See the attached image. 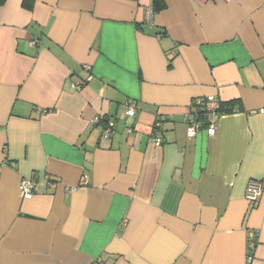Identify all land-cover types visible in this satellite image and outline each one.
I'll use <instances>...</instances> for the list:
<instances>
[{"label": "crops", "instance_id": "obj_1", "mask_svg": "<svg viewBox=\"0 0 264 264\" xmlns=\"http://www.w3.org/2000/svg\"><path fill=\"white\" fill-rule=\"evenodd\" d=\"M30 1L0 8V264H264V0Z\"/></svg>", "mask_w": 264, "mask_h": 264}, {"label": "built area", "instance_id": "obj_2", "mask_svg": "<svg viewBox=\"0 0 264 264\" xmlns=\"http://www.w3.org/2000/svg\"><path fill=\"white\" fill-rule=\"evenodd\" d=\"M152 16H153V11L151 7H149L146 10L145 13V22L147 24L152 23ZM78 89V88H76ZM202 106V107H201ZM201 107V108H200ZM204 109L205 114L210 113V114H215V111L218 109V103L215 100L212 99H199L195 100L191 103L190 111L191 113L187 115V134L189 137H193L195 132L200 128V124L196 120V112L198 109ZM124 115L126 117H134L135 116V106L133 104L129 105L125 112ZM167 119H169L167 117ZM103 120V117H95L92 121V125H96L100 123ZM162 129V123L161 121H156L153 125V133L149 137V141L152 145L155 147H160L163 144V139L160 134H157L155 132H160ZM113 130V124L107 123L104 126V131H103V136L105 138H108L109 135L111 134V131ZM206 133L209 136H213L215 134V126L214 124L210 123L206 127ZM45 183L47 186L50 188H55L56 187V182L53 181L50 178H45ZM263 185H264V179L259 181V180H250L247 183L246 189H245V198L249 202V204L253 205L256 204L257 200L261 196L262 190H263ZM19 191L25 198H29L33 196L38 189V183L36 180L33 179H22L19 183ZM254 247L253 243L249 244V249H252ZM251 257L248 256V260H250Z\"/></svg>", "mask_w": 264, "mask_h": 264}, {"label": "trees", "instance_id": "obj_3", "mask_svg": "<svg viewBox=\"0 0 264 264\" xmlns=\"http://www.w3.org/2000/svg\"><path fill=\"white\" fill-rule=\"evenodd\" d=\"M6 0H0V8L5 4ZM31 2L30 0H22V7L25 9H30L31 8ZM150 7L153 11V13L161 12L162 10L165 9V3L163 0H151L150 1ZM202 107V106H201ZM200 107V108H201ZM231 110L229 109L228 105L226 104H218V109L215 111V114H223V113H228ZM196 120L200 124V127H207L208 123V117L211 115L210 113H206L204 109H198L196 112Z\"/></svg>", "mask_w": 264, "mask_h": 264}]
</instances>
